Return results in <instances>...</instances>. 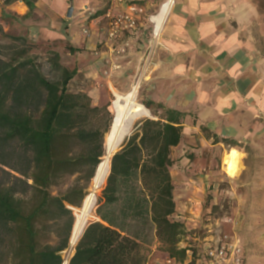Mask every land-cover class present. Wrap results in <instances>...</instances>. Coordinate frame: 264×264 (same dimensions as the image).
I'll list each match as a JSON object with an SVG mask.
<instances>
[{
    "label": "trees",
    "instance_id": "16d2710c",
    "mask_svg": "<svg viewBox=\"0 0 264 264\" xmlns=\"http://www.w3.org/2000/svg\"><path fill=\"white\" fill-rule=\"evenodd\" d=\"M4 35L11 52L0 44V264H63L73 208H82L106 152L111 104L95 106L86 92L72 91L78 71L63 66L58 52L51 53L47 77L27 38ZM157 106L158 119L138 122L111 158L99 220L88 223L69 264H145L142 239L152 232L171 258L186 261L189 249L180 247L186 224L173 219L171 154L181 145L187 113ZM66 178L73 182L55 194Z\"/></svg>",
    "mask_w": 264,
    "mask_h": 264
},
{
    "label": "crops",
    "instance_id": "0c3cea01",
    "mask_svg": "<svg viewBox=\"0 0 264 264\" xmlns=\"http://www.w3.org/2000/svg\"><path fill=\"white\" fill-rule=\"evenodd\" d=\"M167 1L8 0L0 5V23L5 16L6 29L77 49L65 55L66 66L78 71L71 86L79 82L77 92H86L95 106L111 103L138 79L151 85L154 105L186 112L173 161L181 157L190 164L184 155L189 140H220L217 147L227 140L228 153L234 149L242 157L234 205L242 210L245 264H264V0H176L155 40L150 17ZM128 2L145 8V15L138 28L111 41L109 15L124 11ZM123 46L127 52L118 58L113 51ZM180 177L188 179L186 186L197 182L205 190L208 176L187 168ZM156 247L147 264H182L166 252L161 260Z\"/></svg>",
    "mask_w": 264,
    "mask_h": 264
},
{
    "label": "rangeland",
    "instance_id": "374dc122",
    "mask_svg": "<svg viewBox=\"0 0 264 264\" xmlns=\"http://www.w3.org/2000/svg\"><path fill=\"white\" fill-rule=\"evenodd\" d=\"M175 2L176 0H174V4ZM2 20L3 22L0 23V26H2L4 34L22 36L28 39L29 45L32 46L30 54L34 57L36 63L41 66L44 75L47 77H51L53 75L51 73L49 60L52 57L51 53L54 51L58 52L60 56L61 54L63 55V57L61 56L60 58L61 64L67 67L66 65H68L67 63L69 60L65 57V55L69 50L68 47H65L63 44L59 45L58 43L52 44L34 41L28 36V34L25 35V32L23 31L19 33L6 29V23H4V20L8 22L10 19L3 16ZM4 34L0 32V44L3 46L1 50L4 54L8 55L11 51H9L6 46H8L11 41L10 39L8 40ZM19 44L20 43H18V45ZM134 84L138 86L137 95L139 102L147 107L145 104L151 101L152 91L151 85L148 82L139 81L138 79L132 81V83L128 82L126 89L120 93L128 92ZM81 85H83V83H81ZM79 87V82L72 84L71 90L75 92L79 89ZM115 98L116 97L113 98L110 103V109H108L111 111L113 116V101ZM148 109L150 110V115L144 116L138 122L146 118H153L154 113L159 111V107L157 105H153ZM133 129L134 127L132 128L131 133L133 132ZM189 141L190 143L185 146L184 155L191 157L192 161L190 164L185 166L181 162L182 158L177 157L174 161L176 165L171 168V174H173L172 177L175 184L174 199L176 202V213L174 214L173 219L181 220L184 224H186L187 233L181 242L180 247L189 249L186 259V261H188L187 264H201L199 251L200 247L205 243V240L209 239L214 242L220 240H239L241 243L243 239L242 237L245 235L243 229V219L238 216L242 210H237V205H234L235 192L237 193L241 188L240 184L237 183L239 180H236L237 175L240 173H238L236 177H231L226 172L224 159L228 155L227 153L229 151V144L227 140L223 142V146L221 147H217V144L214 142L215 140H210L209 143L206 141L203 143L201 140ZM180 152V149H176L174 154L178 156ZM187 168L190 170H196L199 175L202 174V176H208L204 179V184L206 183L204 191L197 189L199 187L197 182L191 183L192 186H186L185 181L187 182L188 179L180 177V173L182 170H186ZM72 182V178H66L63 180V184L60 187L55 188L53 191L55 194L57 191H65L67 186ZM91 184L92 181L90 183L88 193L91 189ZM105 186L106 183L98 193V199L92 214L93 217L91 216L88 223L99 219L97 216V208ZM74 209L73 214L76 220V213L79 208ZM142 242L144 243L142 246V255L145 259H147L145 261V264H147L150 260L148 259L149 255H151L153 248L157 246L159 241L155 238L154 232H152L148 238L144 240L142 239ZM249 243H253V241L250 240ZM76 246L77 244L72 246L70 243V248L66 251V253L63 252L62 254L64 261L66 260V257H68L66 256L67 253L70 254V258L72 257ZM249 246L250 245L248 244L247 247ZM156 250L160 255L159 258L163 260V254L165 253L163 245L160 243V245L156 247ZM189 256H191V259H189Z\"/></svg>",
    "mask_w": 264,
    "mask_h": 264
},
{
    "label": "bare ground",
    "instance_id": "6f19581e",
    "mask_svg": "<svg viewBox=\"0 0 264 264\" xmlns=\"http://www.w3.org/2000/svg\"><path fill=\"white\" fill-rule=\"evenodd\" d=\"M174 4V0H168L165 2L160 9L159 14L154 18L157 23L156 33L159 34L164 28V22L167 19V15L170 12L172 6ZM172 12V11H171ZM164 26V28H163ZM138 86L134 84V86L126 93L116 92V98L113 101V109H114V118L116 117V129L119 128V124L122 123L125 117L130 116L131 123L128 133H131V130L134 125L142 119L144 116L150 115V110L145 107L138 100L137 93ZM152 115V114H151ZM129 135V134H128ZM126 139V138H125ZM124 139V141H125ZM106 152L105 155L100 162V170L97 175L92 179L91 189L89 193L86 195L82 208H79L76 213V220L74 223V229L71 236V245L75 246L78 244L77 242L81 238L92 214L95 209V205L98 199V193L100 189L107 182L108 175L110 173L111 167V158L113 154L118 149H112L109 143V134L106 136ZM241 155L237 150H231L228 155L224 159L225 169L228 175L231 177L235 176L241 170ZM93 217V216H92ZM64 264H67L64 262Z\"/></svg>",
    "mask_w": 264,
    "mask_h": 264
},
{
    "label": "built area",
    "instance_id": "2783aa9c",
    "mask_svg": "<svg viewBox=\"0 0 264 264\" xmlns=\"http://www.w3.org/2000/svg\"><path fill=\"white\" fill-rule=\"evenodd\" d=\"M114 3L123 4L125 0H112ZM7 0H0V5L5 4ZM145 15V8L135 3H126L124 11L116 15H109L110 22L108 27V39L111 41L116 40L122 33L135 30L138 28L139 22ZM157 16V15H156ZM156 16H151L154 22L153 39L157 40L161 37V32L156 33L157 23L153 20ZM87 33V32H86ZM127 52V47L115 48L113 54L118 58L124 57ZM113 67H119L114 64ZM73 210H75L73 208ZM66 253V251H65ZM66 262L69 264L70 254H66ZM201 264H245L243 247L239 240L230 241H217L205 240V243L200 247L199 251Z\"/></svg>",
    "mask_w": 264,
    "mask_h": 264
},
{
    "label": "water",
    "instance_id": "95a60500",
    "mask_svg": "<svg viewBox=\"0 0 264 264\" xmlns=\"http://www.w3.org/2000/svg\"><path fill=\"white\" fill-rule=\"evenodd\" d=\"M71 13H72V9H70V11H69V16H71ZM130 123H131L130 116L125 117L124 120L122 121V123L119 124V128L116 129V132L114 133V130L116 128V117L113 118V122H112V125H111V128H110V131L107 134H109L110 147L112 149H117L118 148L116 150V152H118L120 150V148L121 149L123 148L126 139L131 135V133H128V129H129V127H131L130 126ZM124 139H125V141H124ZM105 142H106V140H105ZM105 151H107L106 150V143H105ZM99 170H100V164L97 167V170H96L95 175H97V173L99 172ZM73 229H74V227H73ZM72 233H73V230H72ZM70 243H71V239H70Z\"/></svg>",
    "mask_w": 264,
    "mask_h": 264
}]
</instances>
